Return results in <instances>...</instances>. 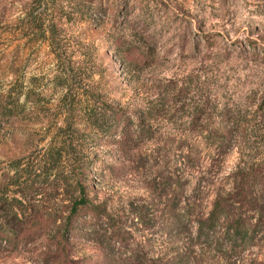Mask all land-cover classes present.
<instances>
[{
  "label": "rangeland",
  "instance_id": "374dc122",
  "mask_svg": "<svg viewBox=\"0 0 264 264\" xmlns=\"http://www.w3.org/2000/svg\"><path fill=\"white\" fill-rule=\"evenodd\" d=\"M5 100L0 168L63 145L68 164H84L88 196L126 215L130 238L157 263L264 264V0H0ZM101 104L117 111L109 134L84 118ZM223 134L233 136L226 152ZM233 186L234 213L259 230L237 255L195 243L170 219L174 200L207 211ZM59 192L49 191L57 201ZM130 202L145 206L146 223L122 211ZM69 246L77 264L108 256L94 241ZM51 249L42 239L0 252V264H44Z\"/></svg>",
  "mask_w": 264,
  "mask_h": 264
},
{
  "label": "trees",
  "instance_id": "16d2710c",
  "mask_svg": "<svg viewBox=\"0 0 264 264\" xmlns=\"http://www.w3.org/2000/svg\"><path fill=\"white\" fill-rule=\"evenodd\" d=\"M7 103L6 100L0 102V110L10 115ZM104 108V104L92 106L86 110L84 118L90 127L109 134L113 126L108 121L117 111L111 109L112 113L107 114ZM259 109L264 116V100ZM119 132L126 135V127L122 126ZM232 137L221 135L217 149L222 152L230 149ZM68 154L63 145L52 147L41 156L18 157L0 168L3 169L0 173V252L17 251L21 246L44 239L52 248L43 254L44 264H77L69 246L70 240L77 238L94 241L105 249L108 256L103 264H114V258L122 255L131 264L188 262L181 256H172L160 263L149 258L139 243L130 238L128 229L132 226L127 224V216L110 210L106 201L94 202L88 196L82 183L84 164H68ZM60 188L62 192L58 194L62 196L57 201L49 191ZM239 189L233 186L227 195L217 193L207 211L196 212L192 204L180 206L179 201L174 200L170 219L194 233L195 243L208 244L217 252L235 256L251 246L259 232L257 225L251 223L252 216L234 213ZM144 207L130 202L121 209L132 215L130 221L137 218L140 223H146L150 216L143 212Z\"/></svg>",
  "mask_w": 264,
  "mask_h": 264
}]
</instances>
